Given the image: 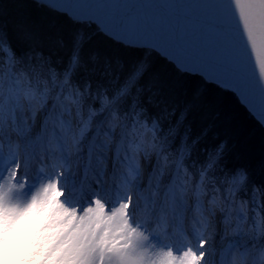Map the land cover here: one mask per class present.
<instances>
[{
	"label": "snow or ice",
	"instance_id": "obj_1",
	"mask_svg": "<svg viewBox=\"0 0 264 264\" xmlns=\"http://www.w3.org/2000/svg\"><path fill=\"white\" fill-rule=\"evenodd\" d=\"M30 7L68 27L0 23V264H264V218L247 210L264 213V157L259 176L236 163L197 120L200 87L152 66L229 90L264 134V0H216L199 17L106 0ZM98 38L140 55H101Z\"/></svg>",
	"mask_w": 264,
	"mask_h": 264
},
{
	"label": "trees",
	"instance_id": "obj_2",
	"mask_svg": "<svg viewBox=\"0 0 264 264\" xmlns=\"http://www.w3.org/2000/svg\"><path fill=\"white\" fill-rule=\"evenodd\" d=\"M31 0H0V23L11 27L24 15H31L37 26H47L60 31L68 27L59 17H48L30 7ZM101 55L135 59L140 55L138 49L117 46L106 39L98 38L94 42ZM155 75L168 81L181 90L200 87L207 102L205 112L197 116L199 122L213 123L214 131L226 139L231 149V156L236 163L256 165L259 176V161L264 157V134L255 119L249 115L236 95L216 85L204 86L199 79L177 75L173 68L162 58L152 59Z\"/></svg>",
	"mask_w": 264,
	"mask_h": 264
},
{
	"label": "water",
	"instance_id": "obj_3",
	"mask_svg": "<svg viewBox=\"0 0 264 264\" xmlns=\"http://www.w3.org/2000/svg\"><path fill=\"white\" fill-rule=\"evenodd\" d=\"M107 3L112 4H125V5H150L155 6L147 9L149 12H163L168 6H177L178 11H183L184 8L192 6L193 12L199 17L201 14L208 15L211 13V5L216 3V0H106ZM140 11H145L141 8ZM208 39L214 40V33L211 29L208 32ZM252 61L254 64L253 71L255 74H259V63L256 61L255 54L252 55ZM239 99V98H238ZM241 102V101H240ZM242 104V102H241Z\"/></svg>",
	"mask_w": 264,
	"mask_h": 264
},
{
	"label": "rangeland",
	"instance_id": "obj_4",
	"mask_svg": "<svg viewBox=\"0 0 264 264\" xmlns=\"http://www.w3.org/2000/svg\"><path fill=\"white\" fill-rule=\"evenodd\" d=\"M261 202H262V201H261L260 197L258 196V197H257V203L259 204V203H261ZM240 203H241V201L238 199V200H237V204L239 205ZM247 210H248L252 215H256L257 213H259V217H258V219H259V218H264V213H260L258 207H257V208H252L251 205L249 204V205H247Z\"/></svg>",
	"mask_w": 264,
	"mask_h": 264
},
{
	"label": "bare ground",
	"instance_id": "obj_5",
	"mask_svg": "<svg viewBox=\"0 0 264 264\" xmlns=\"http://www.w3.org/2000/svg\"><path fill=\"white\" fill-rule=\"evenodd\" d=\"M261 199V198H260Z\"/></svg>",
	"mask_w": 264,
	"mask_h": 264
}]
</instances>
